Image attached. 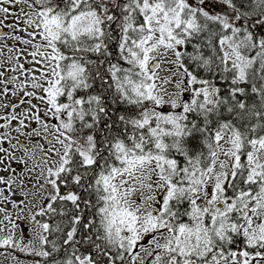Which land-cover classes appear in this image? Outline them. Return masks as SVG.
Segmentation results:
<instances>
[{"label":"snow or ice","instance_id":"1","mask_svg":"<svg viewBox=\"0 0 264 264\" xmlns=\"http://www.w3.org/2000/svg\"><path fill=\"white\" fill-rule=\"evenodd\" d=\"M0 264H264V0H0Z\"/></svg>","mask_w":264,"mask_h":264}]
</instances>
